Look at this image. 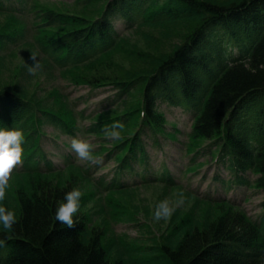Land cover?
<instances>
[{
	"label": "trees",
	"instance_id": "16d2710c",
	"mask_svg": "<svg viewBox=\"0 0 264 264\" xmlns=\"http://www.w3.org/2000/svg\"><path fill=\"white\" fill-rule=\"evenodd\" d=\"M83 4L79 15L63 20L44 13V19L66 31L40 42L38 49L59 68L109 62L116 55L113 77L107 79L116 86L142 90L140 102L129 103L125 114L115 118L123 124L138 121L139 128L108 154L122 157L105 188L175 182L166 168L155 172L148 167L144 142L150 139L151 147H159L155 135L162 129L164 108L190 116L189 136L213 141L219 148L217 163L228 179L215 180L222 183L224 195L203 198L231 204L234 200L224 197L249 186L247 173L257 176L253 184L264 196V0H109L103 6L100 0H84ZM26 9L27 0H0V13L24 14ZM116 21L126 29L143 28L147 47L123 48ZM0 39L1 50L15 43ZM17 88L0 83V127L23 129L21 172L52 170L54 162L41 147L37 124L48 123L67 137L77 133L69 128L68 115L59 113V105L44 106ZM105 123L87 130L108 127ZM61 158L63 164L71 161L69 154ZM103 179L97 183L103 184ZM38 190L20 191L15 199L16 223L12 229L0 226V264H127L111 260L101 234L88 230L84 221L75 220L74 227L57 221L63 192ZM260 206L256 217L224 212L202 225L176 227L177 236L161 244L147 264H264V200Z\"/></svg>",
	"mask_w": 264,
	"mask_h": 264
},
{
	"label": "rangeland",
	"instance_id": "374dc122",
	"mask_svg": "<svg viewBox=\"0 0 264 264\" xmlns=\"http://www.w3.org/2000/svg\"><path fill=\"white\" fill-rule=\"evenodd\" d=\"M83 1L27 0L24 14L0 13V37L15 40L8 49H0V83L18 87L44 106L59 105V113L68 115L69 128L78 138L91 142L94 156L93 160L79 158L71 147L73 137L59 133L48 123L37 124L41 147L54 162L53 169L21 172L18 168L22 165L18 162L11 170L5 199L0 203L15 210V199L20 191L41 188L37 191L41 192L50 188L65 194L78 187L83 194L79 209L73 214L74 220L84 221L88 230L101 234L111 260L122 259L127 264H147L146 259L154 257L161 244H169L177 236L176 227L202 225L224 212H237L243 218L260 214L264 196L254 186L257 176L252 173L246 174L251 182L249 186L226 194L225 199L234 200L231 204L210 202L202 197L224 195L222 183L215 178L228 179V176L217 163L219 148L212 145L213 141L191 138V117L176 109L161 108L163 126L155 135L158 148L150 146V139H144L148 167L155 172L166 168L175 182L172 185L163 182L138 184L120 190L105 188L104 182L109 180L122 157V154L109 157L108 154H113L114 147L134 136L139 128L138 121L124 124L119 138L106 135L107 127L87 129L101 122L109 126L117 121L115 118L125 114L129 103L140 102L142 90L129 85L126 89L127 84L116 86L107 79L113 77L112 66L119 61L116 55L109 62L103 59L93 65L59 68L38 49L40 42L47 43L66 31L44 19V13L58 15L63 20L69 15H79L85 7ZM107 1L100 0L101 6ZM115 29L123 48L147 47L143 28L126 29L122 22L116 21ZM32 55L39 62L35 72L28 70L34 63ZM122 89H126L124 93ZM61 154H69L71 161L63 164ZM102 176L103 184H98ZM180 194L184 195V202L175 207L173 214L167 219L156 220L154 212L158 202L167 198L175 205ZM61 202L63 198L58 204Z\"/></svg>",
	"mask_w": 264,
	"mask_h": 264
},
{
	"label": "clouds",
	"instance_id": "9594fccd",
	"mask_svg": "<svg viewBox=\"0 0 264 264\" xmlns=\"http://www.w3.org/2000/svg\"><path fill=\"white\" fill-rule=\"evenodd\" d=\"M34 63L29 65L28 70L35 72L39 67V62L35 55H32ZM124 124L121 121H112L106 128V135L112 138L121 136V129ZM24 133L22 128L18 127H0V202L5 199V192L8 185V177L13 166L21 161L24 151ZM71 147L81 159L93 160L94 156L91 151L92 144L89 140L73 137ZM82 191L78 187H74L67 191L63 197V202L56 207L55 217L57 221L66 224L68 227L75 226L73 214L76 213L80 206V198ZM184 195L180 194L173 205L167 198L158 202L155 208L154 217L156 220L169 218L175 207L184 202ZM16 212L14 209L0 203V226L3 229H12L16 223Z\"/></svg>",
	"mask_w": 264,
	"mask_h": 264
}]
</instances>
